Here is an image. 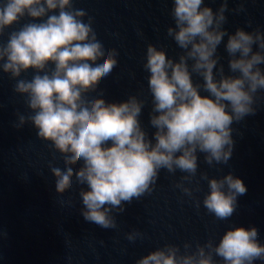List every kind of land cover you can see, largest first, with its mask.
I'll return each instance as SVG.
<instances>
[{
  "label": "clouds",
  "instance_id": "9594fccd",
  "mask_svg": "<svg viewBox=\"0 0 264 264\" xmlns=\"http://www.w3.org/2000/svg\"><path fill=\"white\" fill-rule=\"evenodd\" d=\"M229 11L246 9L230 10L223 0L214 12L204 0H172L174 26L167 28V36L182 54L169 58L164 50L147 45L143 69L149 74V124L155 129L149 137L139 119L145 100L132 95L109 103L103 91L101 98L86 99L112 74L119 53L105 49L85 9L75 8L73 0H0V37L25 17L31 21L11 31L6 44L0 42V70L16 81L14 91L26 97L32 113L18 114L14 127L31 124L37 137L63 158V170L49 164L58 196L72 187L74 178L87 186L89 190L79 192L84 221L117 229L116 216L125 213V205L151 195L161 170L185 173L175 187L191 198L200 191L199 181L195 189L184 184L197 176L198 153L208 167L228 165L235 145L231 125L256 114L257 93L264 91V31L237 28L230 34L225 28ZM221 44L232 75L220 64ZM30 70L36 73L31 80L22 79ZM193 74L203 83L194 84ZM199 179L208 185L203 207L216 220H229L238 198L247 194L243 181L231 173L217 179L202 172ZM200 204L197 200L196 207ZM144 238L135 230L126 235L132 243ZM216 257L224 264L264 262L258 229L233 227L218 243L208 240L194 249L185 243L183 251L165 244L136 264H217Z\"/></svg>",
  "mask_w": 264,
  "mask_h": 264
},
{
  "label": "water",
  "instance_id": "95a60500",
  "mask_svg": "<svg viewBox=\"0 0 264 264\" xmlns=\"http://www.w3.org/2000/svg\"><path fill=\"white\" fill-rule=\"evenodd\" d=\"M222 2L204 0V6L215 12ZM73 5L85 9L93 18V28L105 49L114 48L119 53L112 74L86 99L101 98L98 93L103 91L102 98L109 103L126 101L132 95L145 100L139 119L151 137L155 131L149 124L152 97L148 91L149 74L143 64L148 44L164 50L169 58L178 59L182 54L167 36V28L174 26L170 15L172 0H73ZM241 5L245 12L225 13L226 30L230 34L237 28L246 32L256 28L264 31V0H228L230 10ZM249 21L251 27L247 26ZM29 22L27 17L22 19L0 37V42L6 44L11 31ZM217 54L225 74L232 75L223 44ZM53 67L49 65V69ZM35 74L30 70L21 78L31 80ZM192 78L194 84L203 83L195 74ZM15 84L0 70V264H136L165 244L180 246L183 251L185 243H190L193 249L197 243L203 245L208 240L218 243L233 227L257 228L259 241L264 244V91L257 93L256 114L231 125L235 145L227 166L208 167L203 154H197V176L184 187L195 189L199 181V192L193 191L191 198L186 196L175 187L186 174L177 170L172 175L161 170L151 195L125 205V213L116 216L117 229H101L80 215L83 205L79 192L89 190L86 185H79L74 178L72 187L63 196L56 194L49 164L63 170L60 154L37 137L31 124L21 129L14 127L18 114L25 117L32 114L26 97L15 93ZM105 146H111V142ZM82 163L75 165L74 171ZM202 172L217 179L231 173L247 187V194L238 198L237 211L229 220L218 221L203 207L208 185L199 179ZM197 200L201 201L199 208ZM133 230L144 233L145 238L129 242L126 235ZM215 260L224 264L219 257Z\"/></svg>",
  "mask_w": 264,
  "mask_h": 264
}]
</instances>
